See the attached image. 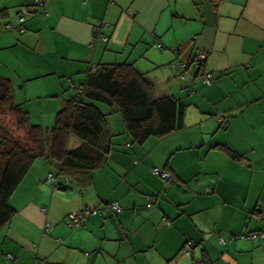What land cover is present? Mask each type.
<instances>
[{
    "label": "crops",
    "instance_id": "crops-1",
    "mask_svg": "<svg viewBox=\"0 0 264 264\" xmlns=\"http://www.w3.org/2000/svg\"><path fill=\"white\" fill-rule=\"evenodd\" d=\"M32 3L0 0V25L11 27L0 33V76L17 104L63 107L90 67L128 63L153 98L185 105L184 128L138 145L113 114L106 160L64 188L47 181L54 165L35 160L8 201L0 264H264V0H43L28 15ZM101 21L108 40L90 48ZM199 52L210 85L192 64L185 80L172 68ZM86 207L102 211L69 227L65 217ZM250 233L263 238H239Z\"/></svg>",
    "mask_w": 264,
    "mask_h": 264
},
{
    "label": "trees",
    "instance_id": "trees-1",
    "mask_svg": "<svg viewBox=\"0 0 264 264\" xmlns=\"http://www.w3.org/2000/svg\"><path fill=\"white\" fill-rule=\"evenodd\" d=\"M101 22L93 27L92 37L99 28L97 41L107 42L108 38L101 32ZM158 48L163 50L161 46ZM195 56L178 63H185L187 70L190 64L196 67ZM204 64L205 61L200 68L196 67L202 72L200 77L208 73L203 71ZM186 74L187 71L185 79ZM70 86L75 93L65 100L53 127L44 130L30 122L28 112L14 100L11 82L0 76V112L8 114L24 134L19 139L0 128V229L13 218L14 210L8 201L35 160L43 158L54 165L53 174L59 183L65 178L69 182L81 181L84 175L104 163L111 148L107 128L109 115L120 116L127 134L138 145L184 128L185 105L172 97L153 98L148 81L132 64H98L93 69L90 67L81 87ZM99 104L106 106L107 114ZM72 138L78 140L80 146L70 149ZM200 264L207 263L203 260Z\"/></svg>",
    "mask_w": 264,
    "mask_h": 264
},
{
    "label": "built area",
    "instance_id": "built-area-1",
    "mask_svg": "<svg viewBox=\"0 0 264 264\" xmlns=\"http://www.w3.org/2000/svg\"><path fill=\"white\" fill-rule=\"evenodd\" d=\"M42 5H43V0H33V5L31 7H28L27 10L29 13H34L39 8V6H42ZM19 22L21 24H23L24 18L20 17ZM105 27H106V24L101 22V28H105ZM3 30L4 31H10L11 28H10V26L5 25L3 28L0 27V32H2ZM99 31H100L99 28H96L94 30V34H93L94 36L92 37V41L90 43V48H92L95 45V42L97 41V39L99 37ZM103 40H105V38H103ZM156 47H160V46L156 45ZM262 47L264 48V43H263ZM205 60H206V55L204 53L199 52L194 57L193 62L197 68H200ZM93 68L94 67L92 66V69ZM172 68L174 69V73H175L176 77H178L180 80L185 79V73L187 71V65L185 63L173 64ZM201 78H202L203 83H205V84L210 85L212 82V75L210 73L203 74L201 76ZM219 120L223 123L222 118H219ZM151 173L153 176L161 179L165 186L170 185L174 181V178L170 173L165 172V171H161L157 168L151 169ZM47 181L53 188H58V187L64 188L67 185V183L69 182V179L65 178L62 183H59L58 178L53 173H49L47 175ZM153 203H154V201H150L149 205H151ZM105 208L107 210H109V212L111 213L112 216H118L122 212L121 206L116 201H109V202L105 203ZM101 211L102 210L99 208L89 209L86 207L79 212H73V213L68 214L65 217V222L69 227L77 228V227L82 225V221L85 217L99 215ZM165 224H166V226L170 225L169 221H165ZM44 229L47 230L48 226H46ZM239 238L241 240H247V241L252 242L255 239H262L263 234L262 233L243 234V235H240ZM220 242L222 244H224L222 240H220ZM193 249H194V245L192 243L188 242L183 249V253L187 256H190ZM5 259L6 260H12L13 257L10 255H6Z\"/></svg>",
    "mask_w": 264,
    "mask_h": 264
},
{
    "label": "rangeland",
    "instance_id": "rangeland-1",
    "mask_svg": "<svg viewBox=\"0 0 264 264\" xmlns=\"http://www.w3.org/2000/svg\"><path fill=\"white\" fill-rule=\"evenodd\" d=\"M24 14L26 13L24 12ZM14 17H15L14 21L15 22L18 21L19 17L18 18H16V16ZM20 93L21 92H18V96L20 95L19 102H22L23 93L21 94ZM51 105L52 103L48 99L39 100V102H29L25 108L27 112L29 110L28 116H29L30 122L33 125L41 126L44 130L51 129L53 127L56 114L63 108V107H59V108L55 107L54 109L51 107ZM98 106L101 108L102 111L103 110L106 111L105 114L108 113V109L106 108V106L100 105V104ZM51 110H55V111L52 113ZM42 112H43V116H42ZM48 112L49 113L51 112L49 116L47 114ZM115 117L116 119H119L118 118L119 116H115ZM109 120H110V123L116 121L115 119H113L112 115H109ZM0 128L2 130L8 131L12 137L19 138V139L24 137L23 132L15 127L12 118L8 114L1 113V112H0Z\"/></svg>",
    "mask_w": 264,
    "mask_h": 264
},
{
    "label": "water",
    "instance_id": "water-1",
    "mask_svg": "<svg viewBox=\"0 0 264 264\" xmlns=\"http://www.w3.org/2000/svg\"><path fill=\"white\" fill-rule=\"evenodd\" d=\"M32 5H33V3H32L31 5H29L28 7H31ZM28 7H27V8H28Z\"/></svg>",
    "mask_w": 264,
    "mask_h": 264
}]
</instances>
